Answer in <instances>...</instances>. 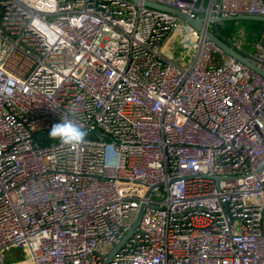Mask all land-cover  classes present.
Masks as SVG:
<instances>
[{"label": "built area", "instance_id": "obj_1", "mask_svg": "<svg viewBox=\"0 0 264 264\" xmlns=\"http://www.w3.org/2000/svg\"><path fill=\"white\" fill-rule=\"evenodd\" d=\"M177 24L198 34L125 0H0V264H264V78L202 36L174 56ZM244 56L264 71V25ZM69 117L85 143L49 136Z\"/></svg>", "mask_w": 264, "mask_h": 264}, {"label": "water", "instance_id": "obj_2", "mask_svg": "<svg viewBox=\"0 0 264 264\" xmlns=\"http://www.w3.org/2000/svg\"><path fill=\"white\" fill-rule=\"evenodd\" d=\"M126 2H134L138 4L141 8L148 10H153L154 12L164 13L168 14L172 17L177 18L182 23L190 26L193 28L200 36H202L203 39H206L209 43L213 44L215 47H217L220 51H223L225 54H227L229 57L234 58L238 62H242L247 67H249L251 70H253L256 74L260 75L264 78V71L261 68H258L255 66L250 60H248L241 52H239L236 48L231 46L229 43L225 42L223 38H221L216 32L210 30L207 25V21H210L214 23L213 25L221 24L222 22H239V20L244 21H254V22H260L262 24V27L264 25V17L263 16H254V15H246L241 14L239 16H221L217 18H193L188 13H184L181 10H178L176 8L166 7L161 4H157L154 2L146 1V0H125ZM142 213V208L140 207L136 220L134 223V227H136V223L138 219L140 218V215ZM111 254H109L104 263L107 264V261L109 259Z\"/></svg>", "mask_w": 264, "mask_h": 264}, {"label": "trees", "instance_id": "obj_3", "mask_svg": "<svg viewBox=\"0 0 264 264\" xmlns=\"http://www.w3.org/2000/svg\"><path fill=\"white\" fill-rule=\"evenodd\" d=\"M256 23L244 20H239V22H222L221 24L213 25L212 29L225 42L236 48L243 55H246L259 36L260 29Z\"/></svg>", "mask_w": 264, "mask_h": 264}, {"label": "rangeland", "instance_id": "obj_4", "mask_svg": "<svg viewBox=\"0 0 264 264\" xmlns=\"http://www.w3.org/2000/svg\"><path fill=\"white\" fill-rule=\"evenodd\" d=\"M258 23V24H257ZM256 25L259 26L261 30L262 24L257 21ZM177 30L172 34L171 38L167 40V46L172 48L174 56H183L185 55L192 46V40H197L196 37H199V34H195L187 26L177 24ZM210 30L213 31L212 27ZM259 30V32H260ZM240 44V43H239ZM255 43L252 44V46ZM168 50V48H167ZM30 256V253L27 249H17L12 250L5 258L6 264L14 262L15 264H27L26 259ZM29 264V263H28Z\"/></svg>", "mask_w": 264, "mask_h": 264}, {"label": "clouds", "instance_id": "obj_5", "mask_svg": "<svg viewBox=\"0 0 264 264\" xmlns=\"http://www.w3.org/2000/svg\"><path fill=\"white\" fill-rule=\"evenodd\" d=\"M49 136L67 146L81 145L86 142L87 132L79 120L69 117L53 124Z\"/></svg>", "mask_w": 264, "mask_h": 264}]
</instances>
